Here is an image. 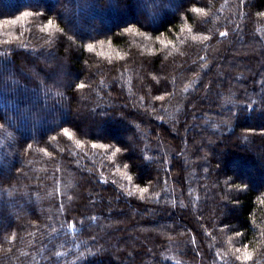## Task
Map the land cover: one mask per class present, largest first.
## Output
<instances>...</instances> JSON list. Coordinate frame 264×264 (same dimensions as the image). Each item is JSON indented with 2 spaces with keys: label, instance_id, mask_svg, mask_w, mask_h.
I'll use <instances>...</instances> for the list:
<instances>
[{
  "label": "trees",
  "instance_id": "obj_1",
  "mask_svg": "<svg viewBox=\"0 0 264 264\" xmlns=\"http://www.w3.org/2000/svg\"><path fill=\"white\" fill-rule=\"evenodd\" d=\"M0 264H264V0H0Z\"/></svg>",
  "mask_w": 264,
  "mask_h": 264
},
{
  "label": "snow or ice",
  "instance_id": "obj_2",
  "mask_svg": "<svg viewBox=\"0 0 264 264\" xmlns=\"http://www.w3.org/2000/svg\"><path fill=\"white\" fill-rule=\"evenodd\" d=\"M25 15H27V13L25 14ZM49 23H51V22H49ZM130 31H131V29H130ZM221 35H224V33H221ZM81 87H83V85H81ZM66 136L68 135V132H67V130H65V133H64ZM117 151H119V149H117ZM141 191H147L146 189H141ZM239 251V250H238ZM249 257H247V256H245V259H248Z\"/></svg>",
  "mask_w": 264,
  "mask_h": 264
},
{
  "label": "rangeland",
  "instance_id": "obj_3",
  "mask_svg": "<svg viewBox=\"0 0 264 264\" xmlns=\"http://www.w3.org/2000/svg\"><path fill=\"white\" fill-rule=\"evenodd\" d=\"M221 83H223V81H219V82H218V84H221ZM196 141H197V140H196ZM212 141H214V138H213V137H212L211 142H212ZM197 143H199V142L197 141Z\"/></svg>",
  "mask_w": 264,
  "mask_h": 264
}]
</instances>
